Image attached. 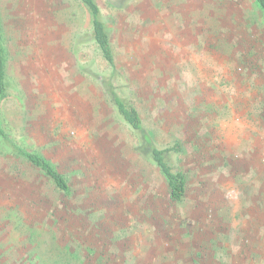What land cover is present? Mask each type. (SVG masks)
Returning <instances> with one entry per match:
<instances>
[{
	"label": "rangeland",
	"instance_id": "374dc122",
	"mask_svg": "<svg viewBox=\"0 0 264 264\" xmlns=\"http://www.w3.org/2000/svg\"><path fill=\"white\" fill-rule=\"evenodd\" d=\"M121 93L158 146L180 141L170 201L98 76L79 0H0V121L69 192L0 149V264H264V17L252 0H96Z\"/></svg>",
	"mask_w": 264,
	"mask_h": 264
},
{
	"label": "trees",
	"instance_id": "16d2710c",
	"mask_svg": "<svg viewBox=\"0 0 264 264\" xmlns=\"http://www.w3.org/2000/svg\"><path fill=\"white\" fill-rule=\"evenodd\" d=\"M88 9L92 18V29L83 34V38L92 41L100 51L102 58L111 68V72L97 77L100 86L110 105L114 108L117 117L124 122L137 138V155L146 163L154 167L162 176L168 197L172 202L181 201L187 191V178L183 169L178 167L177 159L184 153L180 141H174L166 146H158L152 132L145 126L138 109L128 98L121 93L122 86L118 84L121 78L115 68V56L109 32L103 22L101 10L96 0H79ZM264 17V0H252ZM8 91L7 82V55L4 47V36L0 27V101ZM0 149L16 156L32 168L39 170L48 178L55 188L68 193L69 185L64 178L48 161L36 153L29 152L17 146L6 134L0 121Z\"/></svg>",
	"mask_w": 264,
	"mask_h": 264
}]
</instances>
